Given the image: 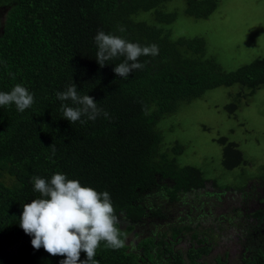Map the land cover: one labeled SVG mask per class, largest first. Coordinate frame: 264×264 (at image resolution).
Returning a JSON list of instances; mask_svg holds the SVG:
<instances>
[{
	"label": "trees",
	"instance_id": "1",
	"mask_svg": "<svg viewBox=\"0 0 264 264\" xmlns=\"http://www.w3.org/2000/svg\"><path fill=\"white\" fill-rule=\"evenodd\" d=\"M166 1L0 0L8 5L0 32V91L21 84L34 97L23 112L14 104L0 106V264H60L64 259L49 255L43 247L33 248L32 237L19 226L23 204L40 198L33 176L50 180L61 172L82 185L107 191L123 241L125 232L143 219L146 211L139 197L157 185V176L171 181L165 192L172 201L204 187L207 179L199 168L177 164L174 155L182 151L181 145L172 146V157L162 150L157 123L180 101L208 88L238 84L253 94L264 84V55L234 70H222L205 57L203 38H170L169 28L162 25L173 21L176 13L164 12ZM184 1L185 13L195 17L207 16L217 3ZM139 12H150L153 19L139 18ZM100 30L142 46L156 44L159 53L139 57L143 69L121 78L113 68L125 57L105 61L103 67L96 60L94 37ZM73 83L79 95L93 97L102 110L95 120L82 116L84 123H71L63 117L62 104L78 105L61 101L56 93ZM225 109L233 114L236 102L227 103ZM219 142L225 169L245 162L236 143L225 137ZM5 174L12 178L11 185L1 180ZM149 213L161 215L159 209ZM253 214L261 218L263 211ZM120 219L128 223L121 227ZM169 230V239H164L167 231L144 237L135 251L125 243L112 249L101 242L95 258L99 264H147L158 258L164 264H204L200 258L210 251L205 236L200 239L189 226L173 225ZM188 230L200 244L183 253L174 242ZM85 258L81 252L80 259ZM214 264H225V258L216 256ZM240 264H264V251L242 255Z\"/></svg>",
	"mask_w": 264,
	"mask_h": 264
},
{
	"label": "rangeland",
	"instance_id": "2",
	"mask_svg": "<svg viewBox=\"0 0 264 264\" xmlns=\"http://www.w3.org/2000/svg\"><path fill=\"white\" fill-rule=\"evenodd\" d=\"M185 5L184 0L163 4L164 12L176 13L173 21L162 25L169 28L171 39L203 38L205 57L224 71L264 55V0H217L205 17L186 14ZM7 9V4H0V32ZM138 17L153 19L150 12H139ZM248 92L238 84L208 88L200 96L180 101L158 121L162 150L172 157V146L181 145L182 151L174 155L177 164L199 168L207 181L203 188L172 201L165 192L171 181L157 176V185L139 197L146 211L143 219L125 232L129 250L135 251L140 239L161 232L167 231L164 239H169L170 226L178 225L189 226L200 239L206 237L210 251L200 258L204 264H214L216 256L225 258V264H240L242 255L264 251V84L253 94ZM231 101L237 104L233 114L225 109ZM221 137L237 144L244 163L229 170L223 167ZM1 180L13 183L6 174ZM153 209L161 215L149 213ZM256 210L263 211L261 218L253 214ZM119 221L121 227L128 223ZM191 230L179 235L175 249L185 253L200 244ZM146 263L164 264V260Z\"/></svg>",
	"mask_w": 264,
	"mask_h": 264
},
{
	"label": "clouds",
	"instance_id": "3",
	"mask_svg": "<svg viewBox=\"0 0 264 264\" xmlns=\"http://www.w3.org/2000/svg\"><path fill=\"white\" fill-rule=\"evenodd\" d=\"M118 30L125 31L123 27ZM94 39L98 46L96 60L101 67L105 66V61L125 57L113 68L121 78L129 77L133 70L143 69L144 65L137 62L139 57L159 53L156 44L142 46L103 30L98 31ZM56 96L61 101L70 100L78 105H61L63 117L71 123L81 120L82 116L95 120L102 111L93 97L77 93L75 83L65 91H57ZM33 103V94L21 84L14 85L10 91H0V106L14 104L19 112H23ZM103 115L109 118L107 111H103ZM32 181L40 198L23 204L19 226L32 237L33 248L43 247L51 256L64 257L60 264H99L95 256L101 242L112 249L124 246L116 227L118 217L107 191L99 192L82 185L79 180L70 179L61 172L53 174L50 180L33 176ZM81 252L86 254L83 260L80 259Z\"/></svg>",
	"mask_w": 264,
	"mask_h": 264
}]
</instances>
